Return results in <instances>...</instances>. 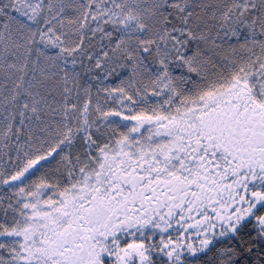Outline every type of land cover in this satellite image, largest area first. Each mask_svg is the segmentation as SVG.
Returning <instances> with one entry per match:
<instances>
[{
  "label": "snow or ice",
  "instance_id": "snow-or-ice-1",
  "mask_svg": "<svg viewBox=\"0 0 264 264\" xmlns=\"http://www.w3.org/2000/svg\"><path fill=\"white\" fill-rule=\"evenodd\" d=\"M0 264H264V0H0Z\"/></svg>",
  "mask_w": 264,
  "mask_h": 264
}]
</instances>
